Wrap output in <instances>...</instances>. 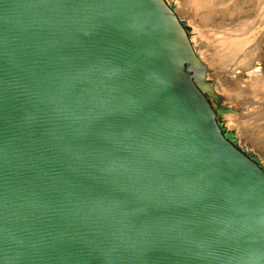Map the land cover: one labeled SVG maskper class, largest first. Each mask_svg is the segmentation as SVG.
Listing matches in <instances>:
<instances>
[{"label": "water", "instance_id": "1", "mask_svg": "<svg viewBox=\"0 0 264 264\" xmlns=\"http://www.w3.org/2000/svg\"><path fill=\"white\" fill-rule=\"evenodd\" d=\"M208 69L168 0H0V264H264Z\"/></svg>", "mask_w": 264, "mask_h": 264}, {"label": "rangeland", "instance_id": "2", "mask_svg": "<svg viewBox=\"0 0 264 264\" xmlns=\"http://www.w3.org/2000/svg\"><path fill=\"white\" fill-rule=\"evenodd\" d=\"M168 1L192 28L194 49L227 102L223 106L230 108L219 115V122L264 168V87L258 93L248 87L249 71L256 69L264 78V0H216L214 7H200L194 0ZM234 86L243 88L241 97L232 96Z\"/></svg>", "mask_w": 264, "mask_h": 264}, {"label": "bare ground", "instance_id": "3", "mask_svg": "<svg viewBox=\"0 0 264 264\" xmlns=\"http://www.w3.org/2000/svg\"><path fill=\"white\" fill-rule=\"evenodd\" d=\"M194 1H196L197 3H198V5L201 7V6H207L208 4H211L212 5V7H214V6H216L217 5V1L216 0H194ZM210 8L208 7L207 8V11H206V15L208 16L209 14H208V10H209ZM218 9V8H217ZM206 19L208 20V17H206ZM207 20H205V21H207ZM181 21L183 22V24L186 26V28L188 29V31H189V34L191 35V33H192V28L184 21V20H182L181 19ZM200 56V55H199ZM201 58V57H200ZM202 59V58H201ZM202 61H203V59H202ZM256 70V69H255ZM255 70H251V71H249V75L251 76L250 78H251V84L248 86L249 87V90L250 89H253V91H256V93H258V91H259V89H263V87H264V78H263V76H262V73L261 72H257L256 73V71ZM259 71V70H258ZM234 80V79H233ZM212 82V84H213V88H215V84H214V82L213 81H211ZM234 83V82H233ZM243 89V88H242ZM242 89H240V88H238V87H236V86H234V87H232L231 88V90H233V92H232V96H234L235 98H239V97H241L242 96ZM244 91H245V88H244ZM247 91V90H246ZM262 92V91H261ZM255 93V94H256ZM219 98V100H220V102L221 103H227V102H225V101H222V99H221V97H218ZM229 137H231V139H232V141L234 142V144L235 145H237V143H236V140L234 139V137H233V134L232 133H229ZM238 146V145H237Z\"/></svg>", "mask_w": 264, "mask_h": 264}]
</instances>
